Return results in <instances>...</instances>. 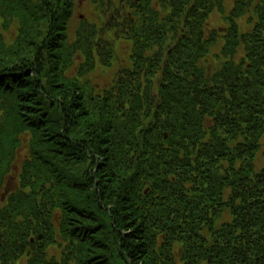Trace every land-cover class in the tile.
I'll return each instance as SVG.
<instances>
[{
    "label": "trees",
    "instance_id": "trees-1",
    "mask_svg": "<svg viewBox=\"0 0 264 264\" xmlns=\"http://www.w3.org/2000/svg\"><path fill=\"white\" fill-rule=\"evenodd\" d=\"M179 1L135 30L134 68L88 93L67 71L79 50L92 62L97 33L69 44L74 0H0L19 21L0 43V185L28 139L0 261L48 264L59 226L54 264H264V0H236L212 73L202 60L220 34L204 26L223 0ZM178 27L189 38L147 55Z\"/></svg>",
    "mask_w": 264,
    "mask_h": 264
},
{
    "label": "rangeland",
    "instance_id": "rangeland-1",
    "mask_svg": "<svg viewBox=\"0 0 264 264\" xmlns=\"http://www.w3.org/2000/svg\"><path fill=\"white\" fill-rule=\"evenodd\" d=\"M89 1L90 0H76V11L75 14L73 16V21L71 23L70 26V31H69V39H71V43L74 44L75 41V37L77 34V30H81L82 25L84 24H88L90 22V24H94L96 21H98V24H100V29L99 30V38L100 37H105L104 35L106 33H108V31L112 32V37L113 35L115 37H117L116 39H121V36H124L126 39L125 40H121L120 43H113V47H114V66L107 70H103L105 63H107L105 60H107L106 57H103L99 60V57H97V61L99 62V67H97L96 69H93L90 71V73H88L86 76H84V82L83 83H87L89 85V87L87 88L88 93L91 91V87L95 89V92L98 93L99 91H101L102 89L105 88H110L114 82V79L117 78V76L119 75L118 73H120V69L122 68H128L129 66H131V60L129 59V54L131 53V51L127 48V46H129L130 44L127 41V37L129 38H134V32L135 30H137V32L142 28V24H143V19L142 21L138 19V16L133 13V18L132 21H126L127 19V13L129 12V10L124 6V5H119L120 8L119 9H114L113 10H108V4L105 2V9L104 12L102 14V16H104V23L103 20L101 18H99L97 16V12L94 8V11H92V8L89 5ZM92 1V0H91ZM94 2H96L97 0H93ZM235 0H225V5L223 7V11L228 15L231 13L232 8L235 5ZM92 6V5H91ZM102 9V8H101ZM216 14L214 16L211 17L210 20V30H215L218 32H220L221 34H224L223 30L224 28L227 27V25L224 23L223 21V13L221 10H217L215 11ZM119 13V14H118ZM122 13L123 16H120V18H116V15H120ZM225 15V14H224ZM254 18L255 14L253 11H250L249 14L246 17H243L241 20L237 21V23L240 24V30L242 32H249L250 28H249V24L248 20L250 18ZM119 20V22H118ZM4 24L2 26H0V38L8 43L11 44L13 42V40L16 38L17 34H18V29H19V21L16 20V22H10V26L5 27V24H8L7 21H3V18H0V25ZM131 23V24H130ZM238 25V24H237ZM226 26V27H225ZM183 34L182 31H176V33H172L170 31H164V33L161 34L162 40L161 42L165 39V44L161 47H159L158 44L155 45V51H161V52H165L167 50L172 51L175 48L176 43L178 42V40H180V38L182 37L181 35ZM98 36H96L94 39H97ZM98 38V39H99ZM0 39V43H2ZM79 40V38H78ZM80 41V40H79ZM169 43V45H168ZM154 44V43H153ZM131 46V45H130ZM170 47V48H168ZM222 47H223V42H218V44H216V46H213L211 48L210 54L208 55L207 60L203 59L202 60V64L203 67H205L208 70L213 72L215 69L217 70L220 67V63L223 60V56H222ZM105 53H107V51H105ZM220 55V56H219ZM78 59L76 60V65L72 66L70 69H68L67 73L68 76L70 75L71 77H78L79 74L81 73V65L84 63V58L82 56H78ZM206 60V61H205ZM133 63V62H132ZM87 71V70H86ZM160 74H162V71H159V73L154 77V81H153V85L155 86V84H157L158 82H160ZM83 75V72L82 74ZM0 111L2 112V109L0 108ZM2 121V119L0 120ZM21 140H23L24 142L22 143L21 148H18V150H16V154L15 157L13 159V163L10 167V170L8 172V177L7 179L4 181V186L2 189V184L0 185V207L2 208V202L3 200L6 201L9 198V195H12V193H16L20 190V171H21V166H23L26 163V158L28 156V150H27V143L25 142L27 139V137L22 138ZM264 149L263 152L260 154L261 158L259 160L260 165L264 166ZM4 155H0V157L2 158ZM13 158V157H12ZM3 160H5V157H3ZM5 193V195L3 194ZM59 226H56L54 231L57 232V242H54L53 244H48V247H46V254H47V259L48 261H50L48 264H54L55 260H62L63 261V255L64 253H66V251H68L65 248V245H68L61 237L59 238ZM41 236V235H40ZM28 259L26 258L23 259L22 262H20V264H27ZM18 264V263H16Z\"/></svg>",
    "mask_w": 264,
    "mask_h": 264
},
{
    "label": "water",
    "instance_id": "water-1",
    "mask_svg": "<svg viewBox=\"0 0 264 264\" xmlns=\"http://www.w3.org/2000/svg\"><path fill=\"white\" fill-rule=\"evenodd\" d=\"M137 1H140V0H137Z\"/></svg>",
    "mask_w": 264,
    "mask_h": 264
}]
</instances>
